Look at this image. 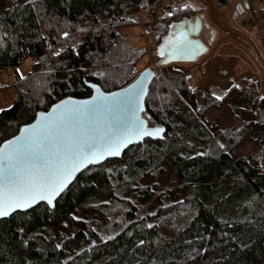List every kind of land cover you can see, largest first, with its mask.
I'll list each match as a JSON object with an SVG mask.
<instances>
[{
  "label": "trees",
  "instance_id": "obj_1",
  "mask_svg": "<svg viewBox=\"0 0 264 264\" xmlns=\"http://www.w3.org/2000/svg\"><path fill=\"white\" fill-rule=\"evenodd\" d=\"M160 1L9 0L0 9V69H10L16 95L0 111V144L58 99L88 96L89 82L109 91L134 80L146 51L123 32L138 16L124 14ZM160 12L145 20L155 52L170 23L196 10L177 0ZM169 65L156 72L141 112L162 137L85 168L53 207L0 219V264H264V171L254 154L231 152L250 126L264 153V121L220 132L207 113L226 93L204 95ZM216 139L229 150L213 153Z\"/></svg>",
  "mask_w": 264,
  "mask_h": 264
},
{
  "label": "water",
  "instance_id": "obj_2",
  "mask_svg": "<svg viewBox=\"0 0 264 264\" xmlns=\"http://www.w3.org/2000/svg\"><path fill=\"white\" fill-rule=\"evenodd\" d=\"M202 9L204 13L197 15L193 20L182 19L170 23L167 33L156 46V55L158 56L159 65H166L171 62H192L208 50V45L199 37L202 29V21L206 18L207 26L212 23L214 26L220 28L226 33L230 39H234L238 44L244 47L248 53L256 61L264 73V55L258 49L254 40L241 28L236 27L232 21L225 15V12L220 10L214 0H192ZM156 72L151 67H145L138 75L127 85L116 88L113 90L105 91L97 83L89 82L87 86L90 88L91 93L85 97H77L74 95H66L54 103H52L46 110H39L36 112L34 118L25 124H22L16 134L4 140L0 147L4 146L7 142L13 141L15 138L21 136V130L30 128L41 123V116H58L61 110L53 113L56 105H64V102L69 101L65 108H73L79 105H88V108L93 111L88 112L87 115L81 117L82 130L88 132L92 130L97 136L105 135L111 136L114 140L123 141L119 144V154L109 155L105 153L103 158L96 157V162H85L83 167L72 172L70 179H68L65 186L55 195L52 203L48 201L37 199L26 208H17L9 215L16 211H25L39 203H46L49 207H53L56 199L68 188V186L76 179L80 172L90 165L100 164L108 159L120 157L123 151L134 143L142 142L146 138L159 139L162 137L163 131L154 135H136L135 122L136 118L143 122L144 130L155 133L157 129H162L158 125L149 126L146 124L145 119L141 116V112L145 108V98L147 96L150 83L154 79ZM189 77V76H188ZM113 94H130L133 97L139 94V100L131 104L115 105L112 101H104L100 97H111ZM123 99V95L120 97ZM91 102V103H89ZM135 113V116H133ZM80 124L69 123L66 128H62L61 135L70 134L75 129H80ZM98 146L103 144L102 140L97 139ZM54 160L55 157H49ZM42 163V161H41ZM7 216L0 217V219Z\"/></svg>",
  "mask_w": 264,
  "mask_h": 264
},
{
  "label": "snow or ice",
  "instance_id": "obj_3",
  "mask_svg": "<svg viewBox=\"0 0 264 264\" xmlns=\"http://www.w3.org/2000/svg\"><path fill=\"white\" fill-rule=\"evenodd\" d=\"M99 99L110 100L115 105L131 104L139 100V94L134 97L130 94H113ZM69 103L72 102L66 101L64 105ZM64 105L54 107L53 113L61 110L58 116L42 115L39 125L22 129L21 136L0 147V217L9 215L17 208H26L37 199H46L51 204L72 172L83 167L85 162H96L95 158H103L105 153L119 154V144L123 141L114 140L111 136H97L92 130H82L81 117L93 109L88 108L87 104L71 109ZM69 123L80 124L81 128L61 135L62 128ZM160 131L162 129H157L155 133L144 130L143 122L136 118V135H154ZM97 139L102 140L103 144L98 146ZM49 157L55 159L50 160Z\"/></svg>",
  "mask_w": 264,
  "mask_h": 264
},
{
  "label": "rangeland",
  "instance_id": "obj_4",
  "mask_svg": "<svg viewBox=\"0 0 264 264\" xmlns=\"http://www.w3.org/2000/svg\"><path fill=\"white\" fill-rule=\"evenodd\" d=\"M15 1L20 2L24 0ZM182 1L190 4V6L196 10L190 18L193 20L198 10H200L199 5L192 0ZM8 4L9 0H0V9ZM227 7L228 5L218 8L224 12H230V9L227 10ZM225 15L229 17L227 13H225ZM239 19H241L239 23H235L233 20L234 25L237 26L238 24V27L250 35L255 41L250 19L240 17ZM212 27L216 28L213 39L210 38L208 29H203L199 35L208 45V50L204 54L192 62H171L169 63V67H171L173 71L187 74L189 76V81L192 84L198 85L204 95H208L214 88L217 89L215 93H217L218 96L226 93L222 104L212 108L207 113L208 123L215 122L220 132L234 126L236 127L238 123L245 126L247 120L264 121V100H258V97L264 98V73L244 47L238 44L234 39H230L226 36V33L220 28L214 25ZM142 29L147 31L149 38L152 39L145 21L144 25H135L123 30V32L134 45L137 43L140 46H144L145 44H141L135 37V34ZM261 53L263 54L262 51ZM150 54L151 52H146L145 56L139 62L138 68L142 70L145 67H156V70L160 72L161 66L163 65L158 64L159 66H156V62L151 63L149 61ZM32 62L31 59H27L22 66L18 67L21 73L20 75H24L30 70ZM0 82H4L5 84L4 87L0 89V110H2L12 105L16 95V89L13 85L12 74L9 68L0 69ZM241 95H246L247 98L242 99L240 98ZM242 104L244 106L241 107ZM260 104L261 107H263L261 115L253 108L255 106L258 107L257 105ZM247 109L250 111L249 114H247ZM261 137L262 135L258 128L254 129L250 126H245V135H243L242 141L236 148L231 150V152L244 156L254 154L259 160L260 168L264 171V153L258 144ZM215 142V145L212 146L213 153L229 150V145L222 140L216 139ZM162 173L166 175L165 178H169L171 175L167 171Z\"/></svg>",
  "mask_w": 264,
  "mask_h": 264
},
{
  "label": "built area",
  "instance_id": "obj_5",
  "mask_svg": "<svg viewBox=\"0 0 264 264\" xmlns=\"http://www.w3.org/2000/svg\"><path fill=\"white\" fill-rule=\"evenodd\" d=\"M177 0H161L156 6L154 7H146L142 9H136L133 11H129L124 16H138L139 23L138 25H144V21L146 18L156 15L160 12L164 7L170 5ZM227 10L230 9V13L232 17L235 19L236 17L240 18H249L252 25L253 37L259 46V48L264 53V0H230L227 4ZM135 37L141 44H145L143 47L145 51L150 54V62L157 63L158 56L154 51V45L152 43V39L149 38L147 31L140 30L135 34ZM156 66H159L158 64ZM155 72L156 67L153 68Z\"/></svg>",
  "mask_w": 264,
  "mask_h": 264
},
{
  "label": "flooded vegetation",
  "instance_id": "obj_6",
  "mask_svg": "<svg viewBox=\"0 0 264 264\" xmlns=\"http://www.w3.org/2000/svg\"><path fill=\"white\" fill-rule=\"evenodd\" d=\"M204 13V9H202V10H198V13L195 15V16H197V15H201V14H203ZM225 13H227V14H229L228 16V18L232 21V23H233V20L235 21V23H239L240 21H241V19H239V17H236L235 19L232 17V14L230 13V12H225ZM194 16V17H195ZM194 19V18H193ZM206 22H207V20H206V18L202 21V29H201V32H202V30L203 29H208V32H209V35H210V38H214V33H215V30H216V28H213L212 26H213V24H209L208 26H207V24H206ZM234 24V23H233ZM211 25V26H210ZM236 26V25H235ZM239 25L237 24V26L236 27H238ZM239 28V27H238ZM200 32V33H201ZM200 35V34H199ZM202 39V38H201ZM203 40V39H202ZM204 41V40H203ZM205 42V41H204ZM206 43V42H205ZM207 44V43H206Z\"/></svg>",
  "mask_w": 264,
  "mask_h": 264
},
{
  "label": "bare ground",
  "instance_id": "obj_7",
  "mask_svg": "<svg viewBox=\"0 0 264 264\" xmlns=\"http://www.w3.org/2000/svg\"><path fill=\"white\" fill-rule=\"evenodd\" d=\"M250 36V35H249ZM255 42V44L257 45V43H256V41H254ZM258 46V45H257ZM259 47V46H258ZM260 49V48H259ZM261 50V49H260ZM262 51V50H261ZM263 55H264V53H263Z\"/></svg>",
  "mask_w": 264,
  "mask_h": 264
}]
</instances>
